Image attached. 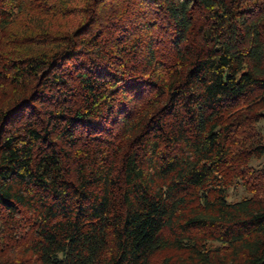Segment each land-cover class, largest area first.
<instances>
[{
    "label": "trees",
    "instance_id": "trees-1",
    "mask_svg": "<svg viewBox=\"0 0 264 264\" xmlns=\"http://www.w3.org/2000/svg\"><path fill=\"white\" fill-rule=\"evenodd\" d=\"M243 109L264 0H0V264H264Z\"/></svg>",
    "mask_w": 264,
    "mask_h": 264
},
{
    "label": "rangeland",
    "instance_id": "rangeland-1",
    "mask_svg": "<svg viewBox=\"0 0 264 264\" xmlns=\"http://www.w3.org/2000/svg\"><path fill=\"white\" fill-rule=\"evenodd\" d=\"M242 114L244 118H247V111L245 109L242 110ZM243 134V140L245 136L247 137H253L251 139V142L254 140V142H257L261 140V138L264 140V121L259 120V118L256 117H249L247 118L246 124L242 129ZM241 148V147H240ZM264 166V156L261 158H251L250 159V167L253 169L254 173L261 170V168ZM247 177V176H246ZM236 178L233 180L232 185L229 188V199L230 200H236L239 199L245 195H249L251 192H249L248 189H246L241 183L235 182ZM244 184V183H243Z\"/></svg>",
    "mask_w": 264,
    "mask_h": 264
}]
</instances>
